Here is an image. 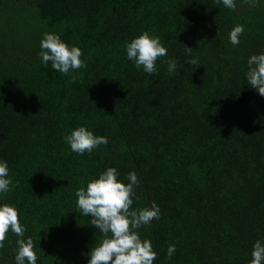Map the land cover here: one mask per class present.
<instances>
[{"label":"trees","instance_id":"obj_1","mask_svg":"<svg viewBox=\"0 0 264 264\" xmlns=\"http://www.w3.org/2000/svg\"><path fill=\"white\" fill-rule=\"evenodd\" d=\"M236 4L0 0V160L13 181L0 206L18 209L37 264H88L102 234L75 193L109 167L125 183L137 174L133 210L160 207V219L138 229L153 264H250L264 242V97L246 72L264 53V0ZM237 24L245 31L233 46ZM144 31L167 49L152 74L127 58ZM44 33L81 48L86 67L64 75L45 66ZM81 126L108 144L73 152L65 137ZM20 238L9 230L0 264H16Z\"/></svg>","mask_w":264,"mask_h":264},{"label":"clouds","instance_id":"obj_2","mask_svg":"<svg viewBox=\"0 0 264 264\" xmlns=\"http://www.w3.org/2000/svg\"><path fill=\"white\" fill-rule=\"evenodd\" d=\"M217 4L221 0H215ZM245 4L256 7L259 0H243ZM225 7L236 10V0H222ZM245 26L237 24L229 33L230 43L236 46L240 43V36L244 33ZM219 35V33L217 34ZM40 56L47 66L51 62L53 69L64 75H70L74 70L86 67L81 59L83 51L77 46H69L58 34L44 33L41 40ZM127 58L134 61L137 69L142 68L152 74L156 72V62L167 55V49L157 35H150L144 31L140 36L126 44ZM189 55L192 48L187 47ZM168 71L174 72L177 68L175 60L166 61ZM187 63L195 65L198 58L190 59ZM246 78L252 89L258 90L264 97V53L252 55L248 61ZM75 80V76H73ZM73 152L83 155L91 154L100 145H107L106 136H96L86 126L78 127L65 137ZM9 166L7 161L0 160V193L10 191L13 181L8 178ZM117 168L109 167L87 184L86 189L80 187L75 195L78 197L77 207L84 216L91 217V225L102 234L99 243L92 246L88 264H153L157 258V252L148 239H142L138 229L144 225H151L152 221L159 220L161 211L154 201L151 207L132 209L133 198L139 200L135 193V187L139 185L137 174L133 171L125 178L128 183L119 179ZM19 181L16 182V186ZM11 230L18 237L16 264H37L35 243L31 237L26 240L25 227L19 219L18 209L9 204L0 206V249L4 248L7 234ZM176 252V245L170 244L167 249L168 258L171 259ZM252 260L250 264H264V242L257 240L253 245Z\"/></svg>","mask_w":264,"mask_h":264}]
</instances>
